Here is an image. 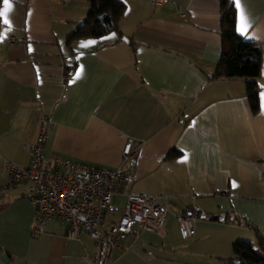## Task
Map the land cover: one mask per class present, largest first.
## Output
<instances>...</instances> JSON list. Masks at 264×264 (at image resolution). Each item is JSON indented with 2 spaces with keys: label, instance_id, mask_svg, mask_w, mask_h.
I'll return each instance as SVG.
<instances>
[{
  "label": "crops",
  "instance_id": "1",
  "mask_svg": "<svg viewBox=\"0 0 264 264\" xmlns=\"http://www.w3.org/2000/svg\"><path fill=\"white\" fill-rule=\"evenodd\" d=\"M125 1L119 27L129 41L110 30L67 44L88 0H11L0 24V184L8 161L30 163L26 143L38 140L42 116L47 154L116 166L133 136L131 188L158 194L168 213L160 229L135 224L108 264H234L221 256L233 254L238 237L264 250V0H234L238 30L243 12L239 31L262 46L258 111L243 78L212 76L220 0ZM66 60L76 61L67 77ZM173 147L181 152L166 156ZM188 211L195 233L185 238L176 213ZM35 215L22 186L0 189V249L8 254L0 264H92L87 231L70 237L52 217L34 235Z\"/></svg>",
  "mask_w": 264,
  "mask_h": 264
},
{
  "label": "built area",
  "instance_id": "2",
  "mask_svg": "<svg viewBox=\"0 0 264 264\" xmlns=\"http://www.w3.org/2000/svg\"><path fill=\"white\" fill-rule=\"evenodd\" d=\"M164 0H151L153 4ZM38 140L26 143L31 161L20 164L8 161V180L0 189L22 186L36 209L32 233L38 235L52 217L67 223V235L79 237L82 230L94 238L96 250L92 264H108L112 247L122 241L135 224L148 230L164 226L168 207L159 195L146 190H133L138 147L133 136L127 137L121 162L107 166L92 162L47 154L45 145L49 123L41 117ZM117 196H121L119 203ZM119 210V215L114 216ZM183 237L195 233L193 214L176 213Z\"/></svg>",
  "mask_w": 264,
  "mask_h": 264
},
{
  "label": "trees",
  "instance_id": "3",
  "mask_svg": "<svg viewBox=\"0 0 264 264\" xmlns=\"http://www.w3.org/2000/svg\"><path fill=\"white\" fill-rule=\"evenodd\" d=\"M88 2L89 8L86 15L67 32V44L76 37L98 36L110 30L123 34L119 27V20L126 10L125 0H88ZM220 14L221 51L212 76L243 78L251 109L258 111L260 109L259 76L262 73V46L259 42L246 38L238 30L237 7L234 0H220ZM75 63V60L73 63L65 61L66 77ZM180 152L179 148L173 147L166 156H176ZM233 218L254 225L237 214ZM221 259L232 261L234 264H264V250L253 245L250 238L238 237L233 242V254L229 257L221 256Z\"/></svg>",
  "mask_w": 264,
  "mask_h": 264
},
{
  "label": "snow or ice",
  "instance_id": "4",
  "mask_svg": "<svg viewBox=\"0 0 264 264\" xmlns=\"http://www.w3.org/2000/svg\"><path fill=\"white\" fill-rule=\"evenodd\" d=\"M2 2L4 7L2 10H0V18L6 17L11 11V0H2ZM237 6L239 7V0H237ZM3 23L8 24L9 20L4 19ZM246 27H247V21L243 15V12H241V27L239 30L243 33L246 31Z\"/></svg>",
  "mask_w": 264,
  "mask_h": 264
},
{
  "label": "water",
  "instance_id": "5",
  "mask_svg": "<svg viewBox=\"0 0 264 264\" xmlns=\"http://www.w3.org/2000/svg\"><path fill=\"white\" fill-rule=\"evenodd\" d=\"M121 37L126 40L129 41V37L126 34H122ZM188 214H192L191 211L187 212ZM216 218H220V219H224L225 218V214L224 213H218L214 215ZM0 258L4 259V260H8V254L6 251H1L0 249Z\"/></svg>",
  "mask_w": 264,
  "mask_h": 264
},
{
  "label": "rangeland",
  "instance_id": "6",
  "mask_svg": "<svg viewBox=\"0 0 264 264\" xmlns=\"http://www.w3.org/2000/svg\"><path fill=\"white\" fill-rule=\"evenodd\" d=\"M122 200V199H121ZM120 199H119V201H121ZM247 238H250V237H247Z\"/></svg>",
  "mask_w": 264,
  "mask_h": 264
}]
</instances>
